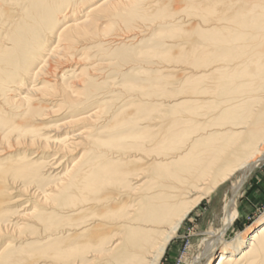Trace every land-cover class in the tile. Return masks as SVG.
<instances>
[{
  "label": "bare ground",
  "instance_id": "obj_1",
  "mask_svg": "<svg viewBox=\"0 0 264 264\" xmlns=\"http://www.w3.org/2000/svg\"><path fill=\"white\" fill-rule=\"evenodd\" d=\"M159 27L181 42L143 71L154 75L149 97L164 101L122 123L127 108L111 116L96 104L117 88L98 58ZM18 149L0 165V244L14 237L0 264H158L237 172L192 264H264V216L222 243L239 189L264 162V0H0V156Z\"/></svg>",
  "mask_w": 264,
  "mask_h": 264
},
{
  "label": "rangeland",
  "instance_id": "obj_2",
  "mask_svg": "<svg viewBox=\"0 0 264 264\" xmlns=\"http://www.w3.org/2000/svg\"><path fill=\"white\" fill-rule=\"evenodd\" d=\"M165 31L166 29L163 27L152 29L146 34V36L139 38L135 43L122 44L120 48L112 47L114 50L112 53L115 55H104L103 58H98V63L102 64L100 67L103 74L102 78L108 83L114 81V85L117 86L113 94H108L110 93V90L105 88L102 91L103 93L101 94L100 99L96 100V104H98L99 101L100 103L103 102V105H105V113L107 115H115L116 112L121 110V108H127L129 113L123 117L137 112H139L138 115L141 116L145 114V112L143 109L138 108V106L150 107L149 103L152 105H158L164 101V98L149 97L151 96L150 87H147L146 85L154 82L152 80V76L154 75H147L143 71L155 72L159 67V65H157V61H159L157 57L160 56L157 55L168 51L175 54L180 48L181 42H171L168 38L169 36L163 33ZM119 55L126 57L117 59V56ZM93 62L94 60L91 61V63ZM79 64L80 65L77 66L80 67V69L84 68L81 63ZM87 67L89 68V65ZM173 74L177 78L181 76V72H175ZM45 106L46 105H43V107ZM132 115H129L128 118L121 117L119 121L127 123L126 120L132 118ZM56 120L52 121L49 125L54 126V124H58L55 122ZM145 123L149 124L147 121ZM147 124L134 126L136 127L135 132L139 131L141 127L150 126ZM155 125L159 126L158 123ZM167 125L168 122H166L165 126ZM132 128L133 127L130 126H118L112 129V132L117 131L128 133ZM65 136L66 135L59 134L57 137L60 139ZM193 138L194 137H192L191 140H193ZM191 140L190 138L188 139L189 142ZM22 151H24V149H18L3 154V156H0V165L22 156ZM91 153L92 152L87 155L89 156ZM228 159L230 164L225 171H221L220 174L222 177L227 174V169L233 167V164H235L234 162L237 161L231 160L230 158ZM181 173L182 172H176V174L179 175ZM219 176L220 175H218L217 178L210 179V186L220 178ZM239 177V172L233 174L229 180L214 190L208 197L204 198L199 205L190 212L172 236V239L169 241L158 264H192L194 259L203 252L204 246L207 243L206 241L210 238V234L212 235L219 229L220 218L222 215L221 209L224 201L230 197V188ZM19 183L21 187L27 188L26 186L28 183L23 181H19ZM16 196L18 195L10 194L4 199H12ZM235 204L239 212V218L235 220L232 227L229 228L230 230H227L222 243H230L238 234L251 232L256 226H258L260 219L264 216V162L253 168V170L247 174L243 186L239 189ZM11 207L12 206H10V208ZM24 232H26L25 234H28L27 231ZM11 240H14V237L10 236L3 239L2 244H0V250ZM28 244V242L24 245L19 244L18 247L25 248ZM248 258L249 257L243 258L241 262L246 263Z\"/></svg>",
  "mask_w": 264,
  "mask_h": 264
}]
</instances>
